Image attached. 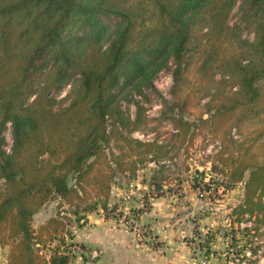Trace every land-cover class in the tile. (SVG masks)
Segmentation results:
<instances>
[{
  "label": "trees",
  "instance_id": "obj_1",
  "mask_svg": "<svg viewBox=\"0 0 264 264\" xmlns=\"http://www.w3.org/2000/svg\"><path fill=\"white\" fill-rule=\"evenodd\" d=\"M237 1L0 0V178L5 183L0 193V243L10 247L7 264H69L75 258L73 247L84 248L58 235L65 230L70 238L72 225L64 222L67 217L49 219L45 227L53 229L48 239L59 245L45 258L37 248L45 239L32 225L36 210L52 195L67 204L82 201L90 171L98 163L105 169L94 182L100 191L104 188L105 200L99 203L106 210L115 180L122 184L125 172L133 173L149 160L157 163V153L182 146L184 141L163 144L123 136L124 128L141 124L144 110L137 105L131 119L115 101L119 84L136 91L151 85L169 57L175 62L170 90L174 103L166 113L173 112L168 118L173 136L181 125L185 130L193 125L183 114L193 115L187 104L194 99L210 96L215 102L203 106L201 113L207 107V116L200 113L198 123L212 126L232 117L224 131L236 129L241 141L235 144L231 163L239 157L237 149L247 159L226 174L233 182L244 180L238 210L255 215L264 230V0H241L240 23L252 29L250 41L242 37L240 23H229ZM109 15L118 17L120 24L103 45L106 26L100 18ZM73 74L78 86L69 104L48 111L51 93ZM216 76L219 85L229 82L234 91L210 93ZM6 122L11 124L10 154L2 149ZM115 133L124 141L113 145ZM43 154L47 160L41 163ZM73 175L75 184L69 186L67 178ZM183 179L179 173L173 179L165 176L160 166L151 177L155 197L164 195L171 180L179 184ZM200 182L195 179L192 188L202 190ZM262 248L264 255V243Z\"/></svg>",
  "mask_w": 264,
  "mask_h": 264
},
{
  "label": "rangeland",
  "instance_id": "obj_2",
  "mask_svg": "<svg viewBox=\"0 0 264 264\" xmlns=\"http://www.w3.org/2000/svg\"><path fill=\"white\" fill-rule=\"evenodd\" d=\"M241 2V0H238L232 8L229 15L230 24L240 23ZM100 19L106 26L102 41V44L106 45L113 31L120 24V19L113 15L103 16ZM240 26L242 37L249 41L252 40V29L242 23H240ZM174 67V59L169 57L165 66L160 68L152 79L151 85L142 86L139 91H136L119 84L114 89V94L116 105L131 119L135 118L137 105H141L144 110L141 124L136 128L127 126L122 130L123 136L142 142L163 141L161 142L163 144L167 141H184L182 146L178 148L176 146L174 149L170 147L165 154L164 150L157 153L160 154L156 158L159 167H157L156 162L149 160L146 161V164L138 166L133 173L125 172L127 177L125 179L120 177L122 184H118L115 180L107 199L106 210L99 203L105 200L102 195L104 188L100 191V185L94 182L96 177L102 178L100 172H104L103 163H98L90 171L88 176L89 183L86 184V194L83 195L82 201L67 204L62 202L56 195L50 196L36 210L32 220L34 229H37L39 236L45 239L44 246L42 244L39 247L35 246L40 249L43 257L47 258L51 253L50 250L55 249L59 245L58 240L49 241L48 239L49 232L53 227H45V225L50 218L67 217L63 220L72 225L68 227L71 232L75 224L80 223V220L85 219L89 213L99 211L103 216L113 218L117 223H122L128 229L134 231L137 239L147 237L149 244L158 248V236L154 234L156 230L149 229V225L139 221L141 214L147 211V208L153 203L156 205L157 202L161 201L177 204L180 209L176 212L183 214L187 208H182L181 204L196 202L200 203V209H197L193 215L194 222H197L191 235L193 237L191 242L193 252L204 253L211 251L212 248L209 247L208 243L213 237L219 235L224 239L225 243L224 249L220 252L223 264H264L262 248L264 230L257 224L255 215L241 214L238 210L239 205L244 201V180L236 183L231 181L228 178L229 175L226 174V171L232 170L237 162L247 159V155L243 154L242 149H237L236 153L239 154V157L236 155L238 158L235 159L234 164L231 163V159L235 154V144L241 141V136L234 128L227 132L224 131L227 124L232 121L230 116L216 120L212 126L198 123V117L202 114L201 109L203 106L208 104L209 107V105L215 104V102L209 101L210 96L194 99L193 103L187 104V109H192L193 112L190 113H193V115L186 111L183 116L193 125L188 130H185L184 125H181L178 135L173 136L172 126L168 121L173 112L166 113V109L174 103L170 95L172 84L166 94L163 95L154 87L153 82L161 72H172ZM215 79L216 83L210 93H214L217 89H223L228 92L234 91L235 88L231 83H221L219 85V77L216 76ZM36 86L35 83L32 88ZM77 86L78 76L73 74L67 83L51 93L46 105L47 110L53 112L66 107L71 99V93L77 89ZM32 98L33 96L30 97L29 101ZM218 98L219 94L214 99L217 100ZM206 114L207 107H204L202 117H206ZM148 119H152V121ZM155 119H158V121ZM1 134L3 137L2 149L5 154H10L12 146L10 122H6L3 125ZM110 141L114 145L115 141L124 140L119 134L115 133L111 136ZM113 149L115 153H119L117 148L113 147ZM39 159L42 163V161L47 160V155L43 154ZM160 166L164 167L165 176L173 179L179 173L180 177L184 179L179 183L181 190H177L176 187L179 184H174L173 180H171L164 187V195L157 199L155 197L157 192L152 184L151 177L155 170H159ZM74 176H68L69 186L75 184ZM244 176V179H246L248 172H245ZM195 179L202 181L199 184L203 188L202 190L192 188ZM207 183L210 184L208 185ZM4 188L5 183L0 178V193H2ZM87 206H94V208L87 209ZM137 209L144 210L139 214L136 211ZM74 212L77 214H74ZM198 218H204L205 222H199ZM139 232L141 235H139ZM58 235L66 238V243H70L68 231L63 230ZM189 239V236L184 238V240ZM74 249L78 250L75 246Z\"/></svg>",
  "mask_w": 264,
  "mask_h": 264
},
{
  "label": "crops",
  "instance_id": "obj_3",
  "mask_svg": "<svg viewBox=\"0 0 264 264\" xmlns=\"http://www.w3.org/2000/svg\"><path fill=\"white\" fill-rule=\"evenodd\" d=\"M156 205H150L139 221L156 230L158 248L150 245L147 237L137 239L127 226L97 211L75 224L69 242L84 248L75 246L78 249L75 250L73 247L75 258L69 264H223L220 252L225 243L219 235L208 243L211 251L195 253L191 249V235L197 223L193 215L200 209V203L181 204L182 208H187L183 214L176 212L180 208L175 203L161 201ZM203 219L198 218V221L203 223ZM188 236L190 239L184 240ZM9 249L8 245L0 243V264H7Z\"/></svg>",
  "mask_w": 264,
  "mask_h": 264
},
{
  "label": "built area",
  "instance_id": "obj_4",
  "mask_svg": "<svg viewBox=\"0 0 264 264\" xmlns=\"http://www.w3.org/2000/svg\"><path fill=\"white\" fill-rule=\"evenodd\" d=\"M173 81L172 72H161L160 75L157 77V79L153 82L154 87L163 95L166 94V92L171 87ZM139 235L141 233L139 232Z\"/></svg>",
  "mask_w": 264,
  "mask_h": 264
}]
</instances>
